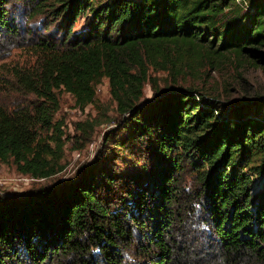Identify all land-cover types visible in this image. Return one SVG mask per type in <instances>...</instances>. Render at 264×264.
I'll return each instance as SVG.
<instances>
[{
	"label": "trees",
	"instance_id": "16d2710c",
	"mask_svg": "<svg viewBox=\"0 0 264 264\" xmlns=\"http://www.w3.org/2000/svg\"><path fill=\"white\" fill-rule=\"evenodd\" d=\"M246 1H23L52 21L30 42L35 60L0 75V160L36 178L64 168L61 90L85 108L108 78L120 126L105 142L115 155L59 184L0 196V264H264V94L231 108L177 80L262 58L264 0ZM8 4L0 0V39L18 31ZM151 67L173 83H153L145 98ZM97 123H77L83 140ZM115 156L127 165L112 167Z\"/></svg>",
	"mask_w": 264,
	"mask_h": 264
},
{
	"label": "rangeland",
	"instance_id": "374dc122",
	"mask_svg": "<svg viewBox=\"0 0 264 264\" xmlns=\"http://www.w3.org/2000/svg\"><path fill=\"white\" fill-rule=\"evenodd\" d=\"M23 1L9 0L8 6L11 8V12L7 16L11 20L9 21L17 26L18 31L16 34H6L0 39V44L4 43L1 47L5 48L0 47V75L5 74L6 68L11 64H29L35 60L36 55L30 42L36 41L37 37L44 32V27L52 21L50 12L33 15L30 11L23 9L25 6H22ZM84 25L85 19L82 17L76 21L74 28L81 29ZM29 28L32 31L28 32ZM26 37L30 38L27 41L29 42L27 46L26 43L23 44V39ZM14 43L16 44L13 45ZM253 59H256V56L249 59L244 58L240 62L231 58L217 68L207 65V67H200L193 72L186 70L177 77V80L180 84L195 85L201 90L218 93L220 100L226 103L230 102L227 106L232 108L234 105L232 99L234 98L253 97L256 92L264 94V54L257 63L252 61ZM172 78L173 76L168 70L151 67L149 81L144 88V97L147 98L153 94V83L164 87L173 83ZM207 93L211 95V93ZM9 97H12V94ZM60 98L61 108L57 113V118L64 120L66 131L65 153L61 160L64 168L50 177L36 178L19 171L12 160L8 162L0 160V196L27 193L43 185L59 184L74 177L78 170L91 160L98 159L106 153L115 155L108 142L105 143L107 132L120 126L117 122V118H119L117 102L110 92L108 78H104L97 87V101L85 108L79 107L74 96L68 91L61 90ZM86 118L96 119L98 123L95 125L91 137L83 140L82 130L77 123ZM48 132L44 128L41 129L39 140H45ZM113 160L115 161L111 162L112 167L119 168L128 163L124 162L121 156L118 158L115 156ZM130 257L132 258L133 254ZM131 262L136 263L134 258Z\"/></svg>",
	"mask_w": 264,
	"mask_h": 264
},
{
	"label": "clouds",
	"instance_id": "9594fccd",
	"mask_svg": "<svg viewBox=\"0 0 264 264\" xmlns=\"http://www.w3.org/2000/svg\"><path fill=\"white\" fill-rule=\"evenodd\" d=\"M197 207H200V205H197ZM202 227L207 228V225H202ZM95 252H99V249H94Z\"/></svg>",
	"mask_w": 264,
	"mask_h": 264
},
{
	"label": "built area",
	"instance_id": "2783aa9c",
	"mask_svg": "<svg viewBox=\"0 0 264 264\" xmlns=\"http://www.w3.org/2000/svg\"><path fill=\"white\" fill-rule=\"evenodd\" d=\"M236 1L239 2V3H241V4H245V3H247L246 0H236Z\"/></svg>",
	"mask_w": 264,
	"mask_h": 264
}]
</instances>
